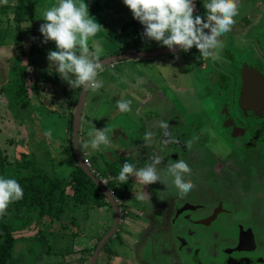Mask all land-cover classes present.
<instances>
[{
  "label": "rangeland",
  "instance_id": "rangeland-1",
  "mask_svg": "<svg viewBox=\"0 0 264 264\" xmlns=\"http://www.w3.org/2000/svg\"><path fill=\"white\" fill-rule=\"evenodd\" d=\"M198 1L206 4V0ZM55 3L56 0H39L37 2L36 23L33 24L35 28L45 23L44 13L54 6ZM85 3L88 5L90 17H94L96 22L103 28L95 37L89 40L90 49H94L96 46L101 48L100 56H120L133 54L134 52L162 49L163 46L160 43L148 40L143 36L144 27L140 28V26L135 25L122 32L124 24L133 20L137 22L133 18L130 9L124 5L123 0H85ZM262 13H264V0H241L239 15L234 18L236 23L232 27L233 31L222 35V41L228 40L226 36L228 38L230 35L229 43L231 41V43L237 44L239 48L244 44H250L251 41L248 42L247 39L245 42L240 40L243 37V33L238 29L242 27V31L245 33L246 30L243 29L244 21L248 22L252 27V25L257 24ZM256 28L257 26L253 31ZM34 38L35 40L30 47L32 48L31 52L27 39L22 42L11 40L8 44L5 43L4 46H0V87L4 86V90L0 88V149L7 162L11 163V167L22 158L23 160L30 159L33 160V163L40 164L46 168L51 175L64 179L68 177L75 167L71 154L68 153L70 145L68 140L70 133L69 119L71 113L73 114L75 111L81 88H71L59 76L55 66H52L47 59L50 51H58L55 42L48 41L45 43V38L39 29L36 30ZM247 52H242L241 56H246ZM27 53L29 54L27 55ZM176 53L179 59L172 58L174 53H169L158 56L129 58L105 65L103 66V71L99 72L97 77L98 80L103 81V87L98 91L87 90L79 121L77 148L82 161L84 158L89 160L90 167L87 168L101 178H107L109 185H111L113 179L107 176V166L114 170H119L121 167V161L119 165L116 162H112V158L116 161L117 159L123 160L135 165L137 168H141L147 166V163L153 158L159 157L160 146L154 143V137H158L159 128L157 126L163 120H160L158 110L161 112L163 110L167 111V114L173 111L178 116V119L182 117L186 125L184 133H188L198 127L199 123H207V119L202 114L196 115L198 118L194 116L193 120L188 117L185 107L193 104V97H197L199 101L203 100L202 103L198 104V108L193 109L200 110L203 108L202 111L209 118L215 115L214 112L218 110L215 108L226 99V95L216 96L215 91H213L212 95H209V90L204 87L202 76L204 72L210 71L209 68L203 71L200 70L198 75L196 73L198 72V68L196 69L197 63H209L207 59L202 60L201 58L196 61L197 63L191 62L190 65L184 68L182 67L183 52L177 51ZM233 55H237V52H233ZM198 56L201 55L198 54ZM11 64L26 67V98L20 96L17 100L13 99L15 88L12 89L11 86L5 84L8 76L10 77L8 69ZM189 67L190 69L188 70L190 72L194 68L195 73L192 78L190 77L191 73L185 71ZM225 93L226 89L224 90ZM130 95L132 96L131 100L128 99ZM70 97H72V100L75 98L73 103ZM143 98L146 100L144 104H148V106L143 107L144 110L142 112L135 110L133 107L139 104ZM76 99L77 101L74 105ZM119 100H130L131 111L121 112L117 108V101ZM23 104H25L24 107L21 106ZM149 105L157 106V109L154 110L157 112L156 118L159 116L158 119L148 120L153 113L148 108ZM69 108H71V113ZM188 111L189 108L187 109ZM221 111L223 110L221 109ZM220 116L222 115L220 114ZM93 126L97 129L105 127L110 129L108 133L110 138L109 145H101L99 150L92 149L90 144L89 147H84L85 143L93 138L89 136V132L93 131ZM204 127L206 129L201 134L206 135L207 133L208 139L206 143L203 141L199 146L195 145L196 140L193 139L196 135L193 132L189 133L190 139L187 138L186 142L191 140V148L195 147L194 151H189L190 156L205 164L208 162L213 163L214 160L217 161L222 157L224 162L222 166H225V164L227 166L237 165L239 170L243 169L241 164L246 165L247 168L242 173H248L247 180L244 184L242 183L241 188L244 191L245 187H255V183H252L251 180L252 175L249 173L252 162L248 164L242 162L246 157L242 155L244 150L237 147L234 141L226 139L225 136H218V134L221 135L222 130L214 132L210 131L207 128L208 126ZM49 130L52 133L51 138L45 135ZM118 132H121L124 136L120 135L116 138L115 136ZM149 132L152 133V137L150 141H146L145 136ZM262 134L264 135V133ZM108 153H111L113 157H109ZM116 153L117 155H115ZM245 153L246 155L249 153L251 157L256 155L260 157L258 150L250 149V152ZM214 156L218 157L215 158ZM184 158L191 166L186 159V154ZM156 167L157 171L162 173L161 164ZM252 170L260 171V169L255 170L254 166ZM115 172L118 173V171ZM99 176L98 179H100ZM186 176H189V174ZM113 177L114 184L118 178L116 176ZM167 181L171 182L170 179ZM123 185L125 186L123 187ZM171 186L173 185L156 186V184H153L145 187L143 184H131L130 181L128 183L120 182L117 185L115 184V192L121 198L123 206L128 208V212L123 211L125 220L121 219L119 221L117 233L120 238L113 236L109 239L107 247L110 249V255H101L96 264H119L120 261H123L116 262L117 258L120 257L129 260L128 263L143 264L132 249L136 236L135 230L144 224L142 218L140 219L136 213L143 210L140 205L141 202L136 198L140 193L136 194V190L141 191V193L144 191L151 196L154 190V194L157 193V190L160 193L166 192ZM131 187L133 191L130 194L126 193V190L129 191ZM199 190L201 192L200 198L202 199L204 191L201 188ZM250 202L247 204L245 212L242 214L238 213L232 219L241 220L245 226L250 225L258 239L262 240V238L264 239V201H262L260 195L255 193ZM194 203L198 204L200 200H195ZM228 206L229 208L235 207L231 203ZM108 213L105 209L89 208L86 213L87 217L83 211L79 210L70 216L68 213V218L65 217L64 221L75 220L78 232L85 231L86 234L89 233L92 236L102 229L106 230L105 232L107 233V230L111 227L107 228L110 222L109 218H112L111 212L109 211ZM34 219L31 221L28 216H24L21 219H14L9 222L13 231L12 236L16 239L12 251L16 264H82L80 260H86L88 264L89 256L85 255L87 254L85 252L81 253L80 247L85 246L89 242L90 236H85L86 238L84 239L76 231L77 235L70 238L68 234L64 233H68L70 229L74 228H71L70 225L65 229L59 228L61 224L57 223L54 225L55 228L52 229L54 233H47L49 238L44 242L41 239H37L40 231L38 229L40 220L36 217ZM48 219L44 218L40 225H50ZM230 220L228 216H221L208 231L219 233L221 228L231 222ZM197 228L193 227L195 235L200 232ZM42 229L46 230L45 227H42ZM43 234H46L45 231ZM198 240L199 237L194 238L193 241L189 240L188 242L187 240L186 246L189 250L184 252L185 256H183L187 262H189L187 256L198 247ZM202 241L206 243L203 244V249L208 253L206 245L210 246L211 244L206 238L202 239ZM69 247L75 249L71 250V252H66ZM163 259L168 262L159 259L157 263L174 264V261L170 260L171 257Z\"/></svg>",
  "mask_w": 264,
  "mask_h": 264
},
{
  "label": "flooded vegetation",
  "instance_id": "flooded-vegetation-1",
  "mask_svg": "<svg viewBox=\"0 0 264 264\" xmlns=\"http://www.w3.org/2000/svg\"><path fill=\"white\" fill-rule=\"evenodd\" d=\"M244 23L243 29L246 32L244 33L241 28L238 29L243 33L240 40L245 42L247 39L248 42L251 41L250 44H244L239 48L237 44L231 43V41L229 43L230 35L228 38L226 36L228 40L223 41V47L218 50V58L207 59L209 63H197L196 61L201 58L204 60V58L198 56L200 53L193 47L188 52L182 51V67L186 68L191 62L197 63V75L200 70L203 71L209 68L210 71L204 72L202 76L203 85L209 90V95H212L213 91H215L216 96L226 95V99L215 108L218 109L214 112L215 115L210 118L204 114L203 108L200 110L193 109L198 108V104L203 101H199L197 97H193V104L185 107L190 119L193 120L194 116L198 118L196 115L199 114L207 119V123H199L198 127L190 131L196 135V137H193L196 140L195 145L199 146L203 141L206 143L208 139L207 133L206 135L201 134L206 129L204 126H208L207 128L214 132L222 130L221 135L217 133L218 136H225L226 139L234 141L237 147L244 150L242 155L246 157L242 162L244 164L252 162L249 173L252 175L251 180L252 183H255V187H245L244 191L241 188L242 183L244 184L247 180L248 173H242L247 168L246 165L241 164L243 169L239 170L237 165H230L231 168L227 164L222 166L224 165L222 157L217 161L212 159L213 163L208 162L207 164L197 161L195 157L192 158L189 151H194L195 147L189 148L186 144L187 138L190 139V132L184 133L186 125L182 117L178 119L173 111L170 114H167V111L164 110L162 112L158 111L160 120H163V122L160 121L157 126L159 132L158 137H154V143L160 146L159 157L163 161L161 163L162 170L160 169L162 173L160 174L164 176L163 170L169 162L185 161L184 155L186 154V159L191 164V173L185 178L190 179L195 184V188L187 195L180 197L178 190L171 186L166 192L160 193L157 190V193L154 194V190L151 196L146 193L145 198L139 200L141 204L144 203L145 211L142 217L144 224L137 230L140 231L138 244L143 243L146 248H150L154 260L162 259L164 262H168L163 258L171 257L170 260H173L174 264H264V239H258L250 225L245 226L241 220L232 219L238 213L245 212L247 204L252 201L253 194L260 195L262 201H264V135L262 134L264 133V116H259L252 110L247 109V105L239 104L242 90L245 94L255 91V89H251L252 87L248 88L246 85L243 87V67L246 66V70L255 69L264 78V13L260 14L256 25L251 27L248 22L244 21ZM256 26V30L253 31ZM232 31L233 29L226 34L232 33ZM244 51H248L247 55L241 56ZM233 52H237L238 56L233 55ZM174 57L179 59L177 53L173 55ZM219 63L221 64L219 65ZM188 69L190 67L185 71H189ZM190 73L192 78L195 73L194 68ZM249 82L252 83V80L249 79ZM244 83H246V79ZM225 89L226 93L224 94ZM188 108L189 111L187 112ZM154 109H157V107L155 106ZM150 111L153 113L148 120L158 119L159 116L156 118L157 112L153 109ZM162 123L167 124L168 127L163 128ZM250 149L258 150L261 158L258 155L251 157L248 153ZM245 152L248 154L246 155ZM108 155L110 156L111 153H108ZM120 161L122 162L120 159H117V161L113 159V162L119 165ZM253 166L255 170L260 169V171H253ZM109 177L113 179L111 176ZM166 184L172 183L167 181ZM157 185L161 186L163 184L156 183ZM199 188L204 191L202 199L200 198ZM115 196L117 197V194ZM198 199L200 203L195 204L194 201ZM121 203L119 200L116 203L120 210V218L124 215L123 211L128 212ZM230 203L235 207L229 208ZM111 214L113 219L112 210ZM221 216H228L231 222L221 228L219 233L208 231ZM193 227H198L197 229L200 232L195 235ZM198 237V247L187 256L189 260L187 262L183 257L185 256L184 252L189 250L186 246L187 240L188 242L189 240L193 241L194 238ZM204 238L208 239L211 244L210 246L206 245L208 253L203 249L205 242L202 239ZM157 251L160 253L158 257L155 254ZM138 259L142 261L141 258L138 257ZM142 263L145 264L143 261Z\"/></svg>",
  "mask_w": 264,
  "mask_h": 264
},
{
  "label": "clouds",
  "instance_id": "clouds-1",
  "mask_svg": "<svg viewBox=\"0 0 264 264\" xmlns=\"http://www.w3.org/2000/svg\"><path fill=\"white\" fill-rule=\"evenodd\" d=\"M123 3L130 9L133 18L143 25V36L148 40L156 41L175 53L188 52L195 47L204 59L217 55L223 47V41L219 38L232 30L236 23L234 18L239 15L238 0H209L204 4L206 22L200 15L194 16V0H123ZM44 21L39 31L45 43L53 41L57 46L58 51H50L47 59L55 66L59 76L71 88H83L85 91L102 88L103 81L97 79L99 72L103 71L100 62L102 50L99 46L90 49L89 40L103 28L94 17H90L85 0H56L55 5L45 11ZM117 108L121 112H129L131 101L119 100ZM161 126L168 127L163 123ZM109 131L107 127L97 129L93 126V131L89 132L93 138L84 147L90 144L92 149L99 150L101 145H109ZM45 135L51 138V130ZM151 137L152 133L149 132L145 140L150 141ZM191 145L192 141L189 140L187 146L191 148ZM162 162V158L155 157L141 168L125 162L118 180L127 183L130 177H135L145 186L158 182L166 186L170 178L180 197L195 188V184L185 178L191 173L186 161L169 162L163 170L164 176L156 167ZM23 196V188L16 179L0 177V217L7 215L9 205L23 199ZM136 198L143 200L145 194L141 193Z\"/></svg>",
  "mask_w": 264,
  "mask_h": 264
},
{
  "label": "trees",
  "instance_id": "trees-1",
  "mask_svg": "<svg viewBox=\"0 0 264 264\" xmlns=\"http://www.w3.org/2000/svg\"><path fill=\"white\" fill-rule=\"evenodd\" d=\"M39 0H0V46H4L5 43H9L11 40L18 42L29 41V48L32 42L35 40L36 30L40 27L35 28L36 23V5ZM196 12L195 15H200L206 21V9L204 4L200 1H194ZM138 25L143 28L140 23L128 22L124 24L122 32L128 30L132 26ZM137 26V27H138ZM207 31V30H206ZM118 37V36H116ZM33 47V46H32ZM32 48H30V52ZM29 53H27L28 55ZM107 56V55H105ZM105 56H100L102 60ZM10 77L8 76L5 84L15 88L14 98L26 95V67L16 64H11L8 69ZM4 90V86L0 87ZM81 90V89H80ZM71 94V93H70ZM73 96V95H72ZM26 98V97H25ZM72 100V97H70ZM75 98H73L74 100ZM73 100L71 101L73 103ZM77 99L74 101L76 104ZM25 104L21 105L24 107ZM73 114L71 113L69 124V137L70 145L68 147V153L71 154L72 160L75 163L73 171L68 175L67 178H57L51 175L46 168L40 164L33 163V160L20 159L13 164L7 162L6 157L3 156V152L0 149V177L14 178L16 179L23 188L24 196L23 199L16 201L9 205L7 209V215L0 217V264H16V260L13 257V248L16 239L12 236L13 231L9 225V222L16 219H21L24 216H28L29 220H35L34 217L40 220L49 218L50 225H40L39 222V235L37 239L46 242L47 233H54L52 229L54 225L60 223L59 226L63 229L71 226L68 234L70 238L75 237L77 234L76 221L71 219L70 222H65V217L73 215L75 212L81 210L85 214L89 208L104 209L108 208L111 211L110 205L106 201L104 194L98 189L96 184L82 171L78 165L74 148L72 145V121ZM125 163L123 160L121 166ZM112 168L108 169L109 175H115V171ZM70 186V188H68ZM111 188L114 189L113 182ZM69 189V191H68ZM90 215V214H89ZM87 217V214L85 215ZM86 219V218H85ZM42 227L44 229H42ZM45 231L46 234H43ZM77 231V232H76ZM100 240V239H99ZM75 249V248H74ZM73 247L66 249L67 251L74 250ZM106 249V245L103 247Z\"/></svg>",
  "mask_w": 264,
  "mask_h": 264
},
{
  "label": "water",
  "instance_id": "water-1",
  "mask_svg": "<svg viewBox=\"0 0 264 264\" xmlns=\"http://www.w3.org/2000/svg\"><path fill=\"white\" fill-rule=\"evenodd\" d=\"M241 0H238V4ZM175 53L170 51L168 48H162L154 51H145V52H134L133 54H125L120 56H109L105 57L100 60L102 66L110 65L117 61H121L124 59L129 58H136L142 56H158L163 54ZM242 78H243V87L246 85L248 88L252 87L251 89H255L254 92L245 94L244 90L241 91V96L239 99V104H243L244 106H248L247 109L252 110L253 112L257 113L259 116H264V78L261 74H259L255 69L253 70H246V66L242 69ZM246 79V83L244 80ZM249 79L252 80V83L249 82ZM87 95V91L81 88L78 101L75 107V111L73 112V121H72V143L74 148V153L77 160L78 167L84 171V173L89 177L98 187V189L104 194L106 197L107 202L110 205V208L113 213V221L110 229L108 232L102 237V239L97 244L91 260L90 264H95L97 256L99 255L100 251L107 243V241L117 232L118 225H119V208L116 204V201L113 197H111L108 193V190L102 185V183L96 178L95 175L83 164L82 158L77 148L78 143V128H79V121L82 113V108L84 105V101ZM124 136L121 132L116 134V138L119 136Z\"/></svg>",
  "mask_w": 264,
  "mask_h": 264
},
{
  "label": "crops",
  "instance_id": "crops-1",
  "mask_svg": "<svg viewBox=\"0 0 264 264\" xmlns=\"http://www.w3.org/2000/svg\"><path fill=\"white\" fill-rule=\"evenodd\" d=\"M194 1H198V0H194ZM200 2H202V1H200ZM209 2V0H206V3H208ZM203 4H205L204 2H202ZM196 12V9H195V11H194V13ZM206 22V21H205ZM243 26H244V24H243ZM241 29H242V27H241ZM220 40H222V36L219 38ZM161 48V47H160ZM162 48H166V47H162ZM159 49V48H158ZM158 49H156V50H158ZM155 49H153V50H151V51H154ZM218 54V53H217ZM173 58V57H172ZM175 58V57H174ZM218 58V55H215L214 57H212V59H217ZM174 60V59H173ZM145 97V96H144ZM130 98H132V96L130 95V97L128 98V99H130ZM131 100V99H130ZM146 102V100L143 98L142 100H141V102L139 103V104H137V105H135L133 108L135 109V110H137V111H140V112H142V110H144L143 109V107H145V106H148V104H144ZM143 104V105H142ZM157 107V106H156ZM150 110H152L153 109V111H155L154 110V107H153V105L151 106V105H149V107H148ZM70 109V113H71V108H69ZM148 110V109H147ZM159 111V110H158ZM149 119V118H148ZM112 155H110L109 157H111ZM112 159H114V158H112ZM113 162V161H112ZM108 169H110V167L108 168ZM108 173V172H107ZM109 174H107V176H108ZM109 176H111L112 178H113V180L111 181V182H113L114 181V177L112 176V175H109ZM114 176H116L117 178H118V176H119V173H115V175ZM130 181V183L131 184H142L141 182H139V181H137L136 179H135V177H130L129 178V180H128V182ZM117 182V183H116ZM115 183H114V186H115V184L117 185V184H119L120 183V181L119 180H117ZM127 182V183H128ZM125 185H123V187H124ZM143 186H145V185H143ZM148 186V185H147ZM146 187V186H145ZM136 188V187H135ZM106 189L108 190V189H112L111 188V186L108 184V186L106 187ZM137 189V188H136ZM112 190H114V192H115V189H112ZM133 191V189H132V187H131V189L129 190V191H127L126 190V193H128V194H130L131 192ZM137 192H136V194H138V193H140L141 194V191H139V190H136ZM116 194H117V192H115ZM142 193H144L145 195H146V192H144V191H142ZM115 194V195H116ZM115 201H116V203H117V201L119 200V201H121V198L118 196V194H117V197L115 196ZM107 201V200H106ZM109 204V203H108ZM122 204V203H121ZM139 204V203H138ZM144 204V203H143ZM143 204H140L141 205V207L143 208V210L142 211H140V212H136L137 213V215L140 217V219L143 217V214H144V211H145V209H144V205ZM124 207V206H123ZM106 211H107V213L109 212L107 209L108 208H104ZM126 211H128V208H124ZM111 212V211H110ZM108 215H109V213H108ZM111 217H112V214H111ZM124 217V216H123ZM123 217H119V221L121 220V219H124ZM127 219V218H126ZM125 220V219H124ZM109 223H108V225H107V228H109L111 225H112V221H113V219L111 218H109ZM125 222V221H124ZM123 223V222H122ZM140 223H142V222H140ZM136 225H138V224H136ZM135 225V226H136ZM141 226H139L136 230H135V232H136V236H135V240H134V244H133V246H132V249H133V251H134V253H136V256H137V258L139 257V258H141L142 259V261L145 263V264H159V263H157V259L156 260H154V259H152V252H151V249L150 248H146L145 246H144V244L143 243H141L140 245L138 244L139 243V239L140 238H138V236H140V231H137L139 228H140ZM106 228V229H107ZM110 229V228H109ZM106 230H104V229H102L100 232H98L96 235H92V236H90L89 235V233H85V231H83V232H78L80 235H81V237H84V239L86 238L85 236H90L91 237V239L89 240V242L87 243V244H85V246L83 245V246H81L80 247V249H81V253H87V254H85V255H88L89 257H88V264H90V260H91V257H92V254H93V252H94V250H95V248H96V246H97V244L99 243V241L102 239V237L106 234V232H105ZM107 232H108V230H107ZM115 238H120L119 237V235H118V233L116 232L114 235H113ZM112 236V237H113ZM142 236V235H141ZM100 239V240H99ZM141 239H142V237H141ZM109 243V240L107 241V243L105 244L106 245V249H103L102 248V250L100 251V253H99V255L97 256V259H96V263H97V261H98V259H99V257L101 256V255H103V254H107V255H110V249L107 247V244ZM138 244V245H137ZM104 245V246H105ZM156 255H157V257L159 256V253L158 252H156L155 253ZM120 260H123V261H120ZM118 261H120L119 262V264H121V262H123V264H134V263H128V261L129 260H127L126 258H123V257H120V258H117V261L116 262H118ZM141 261V260H140ZM80 262L82 263V264H87V261L86 260H80ZM95 263V264H96Z\"/></svg>",
  "mask_w": 264,
  "mask_h": 264
},
{
  "label": "built area",
  "instance_id": "built-area-1",
  "mask_svg": "<svg viewBox=\"0 0 264 264\" xmlns=\"http://www.w3.org/2000/svg\"><path fill=\"white\" fill-rule=\"evenodd\" d=\"M83 162H84V164H85L87 167H90V162H89L88 159L84 158V159H83ZM94 174L96 175V173H94ZM97 174H98V173H97ZM96 176H99V175H96ZM99 177H100V176H99ZM99 180H100V182L102 183L103 186H105V187L108 186V184H109V180H108L107 178H101V177H100ZM108 193H109V195H110L111 197L115 198V192H114V190H112V189H108Z\"/></svg>",
  "mask_w": 264,
  "mask_h": 264
}]
</instances>
